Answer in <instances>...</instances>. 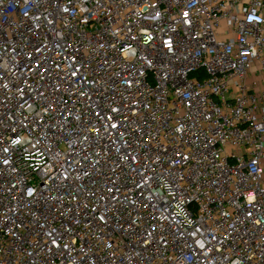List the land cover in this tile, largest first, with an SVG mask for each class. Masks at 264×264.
<instances>
[{
  "label": "built area",
  "instance_id": "2783aa9c",
  "mask_svg": "<svg viewBox=\"0 0 264 264\" xmlns=\"http://www.w3.org/2000/svg\"><path fill=\"white\" fill-rule=\"evenodd\" d=\"M0 264H264V0H0Z\"/></svg>",
  "mask_w": 264,
  "mask_h": 264
}]
</instances>
